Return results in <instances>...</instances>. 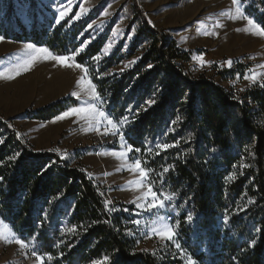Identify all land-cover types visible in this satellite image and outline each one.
<instances>
[{"label":"trees","instance_id":"1","mask_svg":"<svg viewBox=\"0 0 264 264\" xmlns=\"http://www.w3.org/2000/svg\"><path fill=\"white\" fill-rule=\"evenodd\" d=\"M241 2L264 29V0ZM134 8L129 48L100 61L109 32L79 51L96 9L84 20L58 25L45 15L26 25L5 14L0 32L56 55L76 53L88 67L109 115L124 123L127 143L140 149L131 157L148 170L155 191L173 197L166 208L180 248H139L131 234L134 207L109 203L82 166L35 149L13 126L15 118L49 121L78 103L73 96L0 116V218L44 264H264V83L235 93L205 74L192 76L185 64L193 52ZM133 57L131 68L110 73ZM163 144L171 147H156Z\"/></svg>","mask_w":264,"mask_h":264},{"label":"rangeland","instance_id":"2","mask_svg":"<svg viewBox=\"0 0 264 264\" xmlns=\"http://www.w3.org/2000/svg\"><path fill=\"white\" fill-rule=\"evenodd\" d=\"M134 5L144 14L151 27L163 30L183 50L193 52L191 61L185 64L192 76L205 74L235 93L264 83V35L261 34L264 29L246 15L245 4L241 0L235 3L233 0H0V16L11 13L15 23L30 25L35 17L43 19L45 15L58 25L66 20L71 23L84 20L96 9V17L81 34L84 42L79 51L85 50L109 32L108 40L97 57L100 61L121 47L123 51L129 48L137 27L134 22L128 30L135 17ZM35 11L36 14L33 13ZM61 11L64 13L62 19L59 15ZM57 19L60 21L58 24ZM0 36L5 37L0 41L1 117H16L63 97L73 96V93L77 94L73 97L78 103L72 107L84 106L81 102L91 100L90 82H94L88 67L75 60L76 53L56 55L47 48L51 56L71 57L62 63L34 49H28L29 44L37 48L44 46L16 41L1 32ZM30 55L37 57L30 70H21L17 74L14 66L29 59ZM138 57L125 60L112 68L110 73L128 70ZM229 60L232 61L231 67L227 63ZM224 69H241L243 72L225 78L221 74ZM82 77L84 80L80 83ZM101 101H95L97 110L105 112L109 119L117 122L124 136V123L110 116ZM85 115L71 114L64 119L57 120L55 117L45 122L15 118L13 126L26 136L35 149L55 151L82 166L91 178L101 184L109 203H125L134 207V228L131 234L137 239L139 248L161 251L173 243L167 249H178L175 240L168 241L152 231L161 223L172 225V222L166 207L145 210L149 203L145 196L151 185L149 173L142 163L147 171V179L132 168L135 159L127 152L126 145L129 144L125 136L121 141L118 135L112 134L115 130L110 125L104 126L106 122L100 117L86 119ZM78 153H83V156L77 158ZM137 220L139 224L135 223ZM14 234L12 228L0 218V264H41L27 243L26 247H21L15 241L9 243L4 239Z\"/></svg>","mask_w":264,"mask_h":264},{"label":"snow or ice","instance_id":"3","mask_svg":"<svg viewBox=\"0 0 264 264\" xmlns=\"http://www.w3.org/2000/svg\"><path fill=\"white\" fill-rule=\"evenodd\" d=\"M233 2L235 3L236 0H233ZM59 15H60V18L62 19L63 15H64L63 11H61ZM59 22H60L59 19H57L56 23L58 24ZM261 34L264 35V30L261 31ZM4 39H5L4 36H0V41H3ZM28 49L29 50L34 49L37 53L50 56L52 59L59 60L62 63H65L67 60H69L71 58V57H63V56H51L50 51L46 47L37 48L36 46H34L32 44L28 45ZM36 59H37L36 56L30 55L29 59L21 62L20 64L15 65L14 67L16 69L17 74H19L21 70H30L32 64L35 62ZM227 63H228V66L231 67L232 61L229 60ZM65 66H71V65L65 64ZM77 66H79V65H77ZM85 71H87V69H85ZM245 78H247V76ZM83 80H84V78L82 77L80 83H83ZM90 89L92 91L91 100L81 102L82 105H84V106L72 107L70 110L63 112L62 115L57 116L56 119L57 120L64 119L71 114H76V115L86 114L84 117L86 119H95L98 116L102 119V121L106 122V124L104 126L107 127L110 125L112 127V129L115 130V131H113L112 134L118 135L119 139L121 141H123L124 136H123L122 131H120V129L118 128L117 122H114L112 119H109L108 116L105 115V112L97 110V106H96L95 101H101V97L96 92V85L92 84L90 82ZM72 95L77 96L76 93H73ZM126 147H127L128 153L140 151L139 148H134L133 145H126ZM156 147L158 149H161V150H167L169 147H171V145L163 144V145H157ZM121 155H124V153H121ZM132 168L134 170L139 171L142 178L147 179V171L142 167V164H141V161L139 158L135 159L134 164L132 165ZM168 171H169V168H167V167L163 168L164 173H166ZM161 180L163 182V175L162 174H161ZM137 183L140 184L141 182L137 181ZM145 199L149 201L145 210H154V209L165 208L167 206V204L171 202L173 197L171 195H165L163 192L154 191L152 186L149 185L148 192L145 196ZM138 207H139V205H138ZM186 219H187V221L190 222L192 220V216L188 215L186 217ZM135 223L139 224V221L137 220V221H135ZM152 231L157 236L164 238L168 241H174L176 238L175 237V231H174L172 225L168 224V223H161L159 226L154 227L152 229ZM4 239H7L9 243L15 241L17 244L21 245V247L27 246L25 240L18 238L17 236H15V234L11 238L4 237ZM175 247L180 248V245L175 244ZM33 255H37V253L33 252ZM37 259L41 261V264H43V261H44L43 256L37 255Z\"/></svg>","mask_w":264,"mask_h":264}]
</instances>
